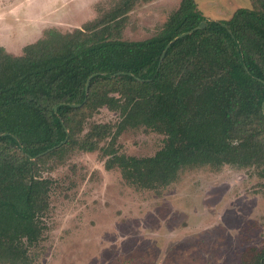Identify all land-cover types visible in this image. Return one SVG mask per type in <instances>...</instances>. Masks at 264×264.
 Returning a JSON list of instances; mask_svg holds the SVG:
<instances>
[{
  "label": "trees",
  "instance_id": "obj_1",
  "mask_svg": "<svg viewBox=\"0 0 264 264\" xmlns=\"http://www.w3.org/2000/svg\"><path fill=\"white\" fill-rule=\"evenodd\" d=\"M148 1L112 0L81 28L45 30L18 55L0 47V264H32L44 237L52 191L44 162L94 152L109 137L106 167L139 189H163L202 166L255 168L264 180V0L228 20L182 0L157 35L123 40L129 14ZM104 107L120 114L116 129L99 124L83 135ZM140 127L166 137L154 155L113 148ZM242 264H264V248L247 250Z\"/></svg>",
  "mask_w": 264,
  "mask_h": 264
},
{
  "label": "rangeland",
  "instance_id": "obj_2",
  "mask_svg": "<svg viewBox=\"0 0 264 264\" xmlns=\"http://www.w3.org/2000/svg\"><path fill=\"white\" fill-rule=\"evenodd\" d=\"M112 0H0V46L12 54L54 28L68 33L98 16ZM182 0H152L129 14L123 40L157 35ZM211 20H228L251 0H196ZM120 114L106 107L88 118L116 129ZM166 137L129 128L113 148L127 156L154 155ZM48 158L52 181L44 237L30 249L32 264H242L250 248H264V180L255 168L223 166L183 170L160 190L130 185L119 168L108 169L103 149Z\"/></svg>",
  "mask_w": 264,
  "mask_h": 264
},
{
  "label": "water",
  "instance_id": "obj_3",
  "mask_svg": "<svg viewBox=\"0 0 264 264\" xmlns=\"http://www.w3.org/2000/svg\"><path fill=\"white\" fill-rule=\"evenodd\" d=\"M205 26H206V22H202V23H201L198 27H196L195 29H202V28H204ZM193 31H194V30H191V31L185 32L184 34L181 35V37L186 36V35H189V34H191ZM171 43H172V42H171ZM171 43H170V44L166 47V49L164 50V52H163V54H162V56H161V62L163 61V59H164V57H165V53H166V51L168 50V48L170 47ZM88 86H89V84H87L86 91H88ZM72 106L76 107V106H80V105H72ZM65 142H66V140H65L63 143H61L60 145L64 144ZM60 145L57 146V147H60ZM57 147H54V148L48 150V151L45 152V153H48V152H50V151L56 149ZM45 153H44V154H45ZM42 155H43V154H42Z\"/></svg>",
  "mask_w": 264,
  "mask_h": 264
},
{
  "label": "crops",
  "instance_id": "obj_4",
  "mask_svg": "<svg viewBox=\"0 0 264 264\" xmlns=\"http://www.w3.org/2000/svg\"><path fill=\"white\" fill-rule=\"evenodd\" d=\"M1 6H2V5H1ZM1 6H0V7H1ZM0 47H2V46H0ZM19 54H20V53H19ZM15 55H18V54H15Z\"/></svg>",
  "mask_w": 264,
  "mask_h": 264
}]
</instances>
